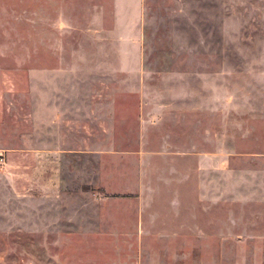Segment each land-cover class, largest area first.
Here are the masks:
<instances>
[{
  "label": "rangeland",
  "instance_id": "1",
  "mask_svg": "<svg viewBox=\"0 0 264 264\" xmlns=\"http://www.w3.org/2000/svg\"><path fill=\"white\" fill-rule=\"evenodd\" d=\"M133 1L73 0L59 28L56 0H0V264H62L69 252L41 223L42 202L55 199L45 149H63V187L78 190L62 199L83 201L88 182H133L141 142L158 148L172 135L212 152L196 216L216 234L185 240L184 264H264V0H143L141 38L121 37L134 15L120 3ZM163 98L186 104L179 127L158 119ZM113 147L133 152H98ZM118 169L126 175H87Z\"/></svg>",
  "mask_w": 264,
  "mask_h": 264
},
{
  "label": "crops",
  "instance_id": "2",
  "mask_svg": "<svg viewBox=\"0 0 264 264\" xmlns=\"http://www.w3.org/2000/svg\"><path fill=\"white\" fill-rule=\"evenodd\" d=\"M133 2L134 4L120 3L121 13L134 15V23L132 26L129 25V30L122 31L121 37L126 32L134 37L139 33L138 38L143 34V0ZM72 4L73 0H56V25L59 28L70 24L73 15ZM127 23V19L122 20V23L119 22V25H122L121 30ZM67 59L69 58L65 61H70ZM150 90L162 96L170 93L169 88L166 87L150 88ZM116 91L119 94L128 93L126 89ZM135 93L138 100L136 99L134 106L138 114L139 126L142 128L145 105L142 87ZM156 103L161 111L158 119L162 122V126L179 127L180 113L186 111V104L169 105L167 98H163L162 103L158 101ZM191 104L194 107L199 105L198 102ZM150 107H153L151 103L149 109ZM150 117L153 119L155 115L151 112ZM55 140L56 145L57 142L62 144L57 138ZM147 143L149 147L146 146ZM152 143L154 142L150 139L149 142L145 139L140 144V150L136 151L141 159L134 183L88 182L85 190L81 191L87 196L83 201L62 199L61 193L64 189L65 192L78 190L71 185L63 187L60 178L63 175V149L59 147L52 151L45 149L44 169L50 176L55 177L54 187H51L55 199L42 202L44 211L40 212L41 223L45 225L44 233L47 238L71 241L68 254L62 255L64 256L61 260L62 264H184L185 240H199L203 235L212 237V234H216V231L211 229L203 230L196 216V211L200 213L201 209L202 160L211 159L212 152L186 148L184 138L175 135L163 141L159 140L158 143L162 144L158 148H154ZM98 152L122 156L133 151L113 147ZM70 154L77 158L80 150L71 149ZM215 154L213 153V156ZM143 156L149 157V163H145ZM186 157L197 158L196 168H186ZM148 165L149 169H147ZM89 169L94 170L92 167ZM88 170L87 175L108 177L126 175L120 169L117 172L102 170L96 173H90ZM205 172L210 176L212 170L210 168ZM194 177H197V184ZM189 181L192 182L190 185L192 189L188 192L189 195L191 193L190 199L193 201L188 202L187 182ZM64 208H69L70 211L64 212ZM79 208H85L86 211H79ZM63 244L65 245L66 242Z\"/></svg>",
  "mask_w": 264,
  "mask_h": 264
}]
</instances>
